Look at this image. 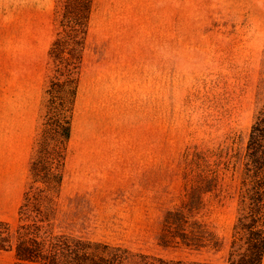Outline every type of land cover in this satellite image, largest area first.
I'll return each mask as SVG.
<instances>
[{"label":"rangeland","instance_id":"rangeland-1","mask_svg":"<svg viewBox=\"0 0 264 264\" xmlns=\"http://www.w3.org/2000/svg\"><path fill=\"white\" fill-rule=\"evenodd\" d=\"M64 12H83L81 0H0V173L5 187L22 186L13 230L45 90L63 79L49 49ZM78 74L64 179L43 230L228 264L244 153L264 106V0H92ZM196 144L237 152L234 179L197 216L220 250L166 235L167 213L186 200L184 154ZM14 263V251L0 250V264Z\"/></svg>","mask_w":264,"mask_h":264},{"label":"trees","instance_id":"trees-1","mask_svg":"<svg viewBox=\"0 0 264 264\" xmlns=\"http://www.w3.org/2000/svg\"><path fill=\"white\" fill-rule=\"evenodd\" d=\"M83 12H64L62 30L53 40L49 55L59 75L45 90L41 130L34 142L29 184L20 205V223L13 230L0 220V250L14 251V264H216L166 259L130 248L43 230L51 220L47 206L59 195L64 179L68 145L79 91V69L90 24L92 0H81ZM237 152L232 146L203 148L194 145L184 154L186 200L165 218L166 235L190 248L211 246L220 250L203 218L212 197L224 190L226 176L234 179ZM239 184V210L234 225L228 264H263L264 258V106L252 125L243 158ZM229 185V184H228ZM35 218L30 220L31 214ZM187 224L192 229L187 231Z\"/></svg>","mask_w":264,"mask_h":264},{"label":"crops","instance_id":"crops-1","mask_svg":"<svg viewBox=\"0 0 264 264\" xmlns=\"http://www.w3.org/2000/svg\"><path fill=\"white\" fill-rule=\"evenodd\" d=\"M22 195L20 180L11 181L4 186L3 175L0 173V220L10 221L16 215Z\"/></svg>","mask_w":264,"mask_h":264},{"label":"bare ground","instance_id":"bare-ground-1","mask_svg":"<svg viewBox=\"0 0 264 264\" xmlns=\"http://www.w3.org/2000/svg\"><path fill=\"white\" fill-rule=\"evenodd\" d=\"M263 264H264V259H263Z\"/></svg>","mask_w":264,"mask_h":264}]
</instances>
